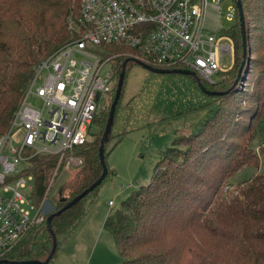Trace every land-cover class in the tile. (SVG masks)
Instances as JSON below:
<instances>
[{"label":"trees","instance_id":"16d2710c","mask_svg":"<svg viewBox=\"0 0 264 264\" xmlns=\"http://www.w3.org/2000/svg\"><path fill=\"white\" fill-rule=\"evenodd\" d=\"M232 1L235 22L226 34L235 45L234 68L216 85L200 80L206 91L224 94L210 96L213 108L195 131L177 137L161 151L149 182L132 191L105 219L104 229L115 244L120 264H264V170L259 172L260 160L264 163V0H239L249 63L237 84L242 39L237 0ZM78 30L79 0H0V135L15 116L38 64L77 40ZM106 51L116 56L127 49L108 46ZM124 60H113L117 82ZM116 88L117 83L93 121L96 131L91 141L74 150L82 166L57 174L55 180L61 174V183L49 214L100 177L98 149ZM259 123L263 131L256 153L251 141ZM53 167V161L33 160L37 201ZM245 168L257 173L237 183L233 192L225 189ZM92 192L53 218L49 227L45 219L32 228L4 259L44 262L53 241L58 247L77 228Z\"/></svg>","mask_w":264,"mask_h":264},{"label":"built area","instance_id":"2783aa9c","mask_svg":"<svg viewBox=\"0 0 264 264\" xmlns=\"http://www.w3.org/2000/svg\"><path fill=\"white\" fill-rule=\"evenodd\" d=\"M207 7V0H79L80 37L38 64L0 135V260L52 211L46 201L59 171L82 166L74 150L89 142L117 83L109 63L124 58L157 70H187L207 84L232 69L233 43L219 30L220 7L214 5V28L207 25ZM234 15L235 8L228 16ZM108 46L127 51L109 56ZM30 97L39 109L28 104ZM36 158L54 163L38 201Z\"/></svg>","mask_w":264,"mask_h":264},{"label":"rangeland","instance_id":"374dc122","mask_svg":"<svg viewBox=\"0 0 264 264\" xmlns=\"http://www.w3.org/2000/svg\"><path fill=\"white\" fill-rule=\"evenodd\" d=\"M207 3V25L215 27L214 5L217 4L221 13L219 30L227 32L235 22L234 17L228 16L234 10L233 1L207 0ZM232 43L235 61L233 40ZM247 54L248 52L246 56ZM246 56L244 66L249 63ZM243 59L242 47L238 72ZM222 64L229 67V57H223ZM111 67H114L113 63H109L106 68ZM126 67L110 138L105 145V162L109 174L96 191L92 192V198L88 197L84 201L83 219L70 236L58 244L55 257L49 264H120L115 244L104 229L106 217L117 210L132 191L149 182L160 152L170 147L177 137L192 134L213 108V98L204 94L191 77L156 74L134 62H129ZM223 74L225 73L214 75L210 82L215 85L220 83ZM241 75L242 72L236 78L240 79ZM28 104L40 108V103L33 97L28 99ZM95 131L96 127L92 126L89 141ZM262 131L263 125L259 123L251 141V148L256 153L260 149ZM263 170L264 163L260 160L259 172ZM256 173L254 168L243 169L228 181L230 187L225 189L233 192L237 183ZM60 178L61 174L53 182L49 192L46 201L49 210L54 209ZM109 202L114 205L110 207Z\"/></svg>","mask_w":264,"mask_h":264},{"label":"water","instance_id":"95a60500","mask_svg":"<svg viewBox=\"0 0 264 264\" xmlns=\"http://www.w3.org/2000/svg\"><path fill=\"white\" fill-rule=\"evenodd\" d=\"M236 9L238 12V18H239V26H240V32H241V38H242V47H243V61L241 63V66L239 68V72H238V78L240 77V74L243 70L244 64H245V56H246V41H245V23H244V16H243V12H242V7H241V3L239 0H237L236 2ZM132 62L130 60H124L122 65H121V71L120 74L118 76V82H117V88L115 91V96H114V100L110 106V110H109V114H108V118H107V123L105 125V129L104 132L102 134L101 140H100V144H99V149H98V154H99V160H100V164H101V168H102V173L100 175V177L86 190H84L80 195H78L77 197H75L72 201L68 202L62 209H60L57 212H53L51 214H49L46 218V225L47 227L50 226L51 221L53 220V218L59 216L60 214H62L63 212H65L66 210L70 209L71 207H73L75 204H77L82 198H84L88 193L92 192L97 186H99L101 184V182L104 180V178L106 177L108 171H107V167H106V162H105V158H104V145L109 141V137L111 134V127H112V123H113V119H114V112H115V107L118 103V100L120 98V93H121V89L123 86V78H124V72H125V68L126 65ZM140 66H142L143 68H145L148 71H151L153 73L156 74H178V75H183V76H188V77H192L198 87L200 88V90L209 96H219L222 95L224 93H217V92H208L206 91L201 83H200V79L193 73L187 70H178V69H174V70H157V69H152L150 67L144 66L140 63H136ZM238 79L235 80L234 84H237ZM57 244L56 241H53V247L51 250V253L49 255V257L44 261V262H39V261H8V260H0V264H48L50 262V259L52 257V255L54 254L55 250H56Z\"/></svg>","mask_w":264,"mask_h":264},{"label":"crops","instance_id":"0c3cea01","mask_svg":"<svg viewBox=\"0 0 264 264\" xmlns=\"http://www.w3.org/2000/svg\"><path fill=\"white\" fill-rule=\"evenodd\" d=\"M114 205V204H113ZM49 264V263H48Z\"/></svg>","mask_w":264,"mask_h":264},{"label":"flooded vegetation","instance_id":"af4514ba","mask_svg":"<svg viewBox=\"0 0 264 264\" xmlns=\"http://www.w3.org/2000/svg\"><path fill=\"white\" fill-rule=\"evenodd\" d=\"M192 78V77H191Z\"/></svg>","mask_w":264,"mask_h":264}]
</instances>
